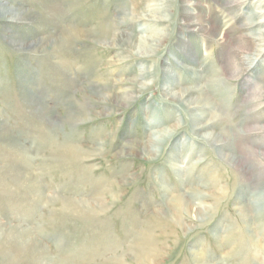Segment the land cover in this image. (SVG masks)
I'll return each instance as SVG.
<instances>
[{
    "label": "rangeland",
    "instance_id": "rangeland-1",
    "mask_svg": "<svg viewBox=\"0 0 264 264\" xmlns=\"http://www.w3.org/2000/svg\"><path fill=\"white\" fill-rule=\"evenodd\" d=\"M0 3V264H264V0Z\"/></svg>",
    "mask_w": 264,
    "mask_h": 264
},
{
    "label": "bare ground",
    "instance_id": "bare-ground-1",
    "mask_svg": "<svg viewBox=\"0 0 264 264\" xmlns=\"http://www.w3.org/2000/svg\"><path fill=\"white\" fill-rule=\"evenodd\" d=\"M3 5V3H0V6H2ZM154 5H155V3H154ZM150 7V6H149ZM155 10V9H154ZM2 11L4 12V15H5V17H8L10 20H16L17 19V11L15 12V11H13V10H6V11H4V9H2ZM148 11V10H147ZM19 17V16H18ZM151 21H152V19H151ZM139 38V43H140V45H142L144 48L145 47H147V48H150V49H152L153 48V45L154 44H156V42H159V41H161L160 39V37L158 38V37H156V35H143V36H139L138 37ZM155 47V46H154ZM144 48H142V49H144ZM136 81L137 80H134L133 79V82H135L136 83ZM133 89V88H132ZM125 91H126V89H125ZM128 91H129V89H128ZM131 91V90H130ZM192 92H191V89H186V90H184V91H182V92H180L179 94H177V95H175V98H178V99H182V100H186V101H189L190 99V96L192 95L191 94ZM121 98H123V96H121ZM206 126H208V125H202V127H200V128H203V127H206ZM202 136V135H201ZM215 135L214 134H203V138L206 140V139H212L213 137H214ZM154 139V140H153ZM153 139H152V142L153 141H156V143L158 144V141H160V138L159 137H154L153 136ZM100 145V144H99ZM94 148H96V147H94ZM97 148H99V147H97ZM154 148V149H153ZM102 149V148H101ZM156 149L157 148H155V147H153L152 145H150L149 146V148H148V153L149 152H153V151H156ZM96 150V149H95ZM75 151H77L76 152V156H78V157H80V155L82 156L83 154L81 153L82 151H81V149L79 148V147H75ZM86 151V150H85ZM86 153V152H85ZM75 156V157H76ZM73 157V156H72ZM79 159V158H78ZM78 159H77V161H78ZM83 159V158H82ZM80 160H81V158H80ZM237 161L238 160V157H234V158H232V161ZM19 175V174H18ZM21 177V176H20ZM19 178V177H18ZM26 179V178H25ZM28 179V178H27ZM34 180L36 179L35 177L33 178ZM30 180H28V182H29ZM38 183V182H37ZM27 188H28V190L29 191H32L33 192V189H34V187H28V186H26ZM36 189V188H35ZM34 189V190H35ZM38 189V188H37ZM39 192V191H38ZM36 192V194H38V195H40V193L41 192ZM34 193H35V191H34ZM197 194V196L196 197H198V196H200V194H199V192H197L196 191V193H195V195ZM81 203V202H80ZM17 240V239H16ZM34 240V239H33ZM241 247V246H240ZM199 262L201 263V264H206V262H204V257L203 256H201L200 255V257H199Z\"/></svg>",
    "mask_w": 264,
    "mask_h": 264
}]
</instances>
